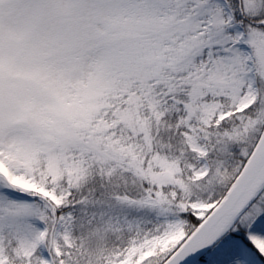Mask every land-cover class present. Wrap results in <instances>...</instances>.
Segmentation results:
<instances>
[{"label":"snow or ice","instance_id":"obj_1","mask_svg":"<svg viewBox=\"0 0 264 264\" xmlns=\"http://www.w3.org/2000/svg\"><path fill=\"white\" fill-rule=\"evenodd\" d=\"M0 264H264V0H0Z\"/></svg>","mask_w":264,"mask_h":264}]
</instances>
